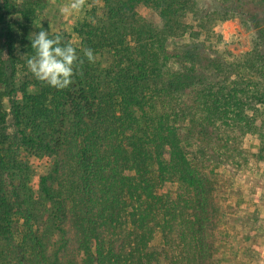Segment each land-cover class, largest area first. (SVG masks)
<instances>
[{"label":"trees","instance_id":"16d2710c","mask_svg":"<svg viewBox=\"0 0 264 264\" xmlns=\"http://www.w3.org/2000/svg\"><path fill=\"white\" fill-rule=\"evenodd\" d=\"M138 3L156 11L162 33L137 31ZM13 9L0 0V264H210L215 254L250 264L254 251L228 246L233 236L210 190L224 181L221 166H239L244 132L264 143V0H117L93 21L100 26L74 29L78 52L91 48L108 64L85 60L64 90L28 71L32 39L15 53L13 18L31 22L35 12ZM239 14L256 29L257 49L230 61L200 33ZM20 70L27 87L18 86ZM43 156L54 169L40 180L51 205L41 227L21 203L16 175ZM247 215L246 240L262 223ZM155 236L161 247L151 250Z\"/></svg>","mask_w":264,"mask_h":264},{"label":"rangeland","instance_id":"374dc122","mask_svg":"<svg viewBox=\"0 0 264 264\" xmlns=\"http://www.w3.org/2000/svg\"><path fill=\"white\" fill-rule=\"evenodd\" d=\"M10 1L14 5L13 10L15 13H18L21 8L29 7L35 12V17L31 22L24 21L21 17L13 18V21L20 24L14 32V50L16 54H20L24 43L33 39V33H38L41 29L48 31L49 35L54 37L61 35L64 42L68 41L74 47H78L80 37L75 34L74 29H79L85 24L93 27L100 26L97 23L93 25V21L101 20L103 8L115 9L117 5V0H112L107 7L104 0H84V8L80 13L65 14L63 8L65 5L70 4L71 0ZM207 1L198 0L200 5ZM122 6L120 5V7ZM245 9H248V7ZM134 13H136L137 18L134 26L138 27V32L149 27L155 31L163 32L164 21L160 19L156 11L151 7L138 3L134 6ZM262 26L264 27V24ZM209 27L208 31L205 32L206 34L204 32L200 33V41L205 42L207 46L230 61L238 60L248 53L255 52L257 49L256 29L250 26L240 14L223 21H214ZM29 29L31 30L29 31ZM194 29L196 28L194 27ZM26 31L29 32L27 33ZM198 31L200 32V30ZM190 39L189 35H185L181 43L187 44ZM138 40H140L139 35ZM173 47L174 40L172 37L165 36L162 41V48L166 51H171ZM106 61L105 56L96 55L95 63L102 64ZM106 64L108 63L103 64V66ZM20 72L17 75L18 86L22 84L27 87L29 72L24 70H20ZM26 90L30 92V89ZM4 107H7L6 104H4ZM262 146L264 147V143L263 145L260 143L258 135L252 132H244L241 138V148L244 152V157L238 158L239 166L232 168L230 171H225L226 166H221L217 173L224 177V181L221 184L212 185V190H210L211 199L218 208H221L218 216H220L221 222L227 223L226 230L229 235L233 236V239L230 237L228 246L233 251L240 249V247L243 250L250 249L254 251V260L250 264H264V228H262V225H264V160L257 158ZM20 161L21 163H26L25 154L21 156ZM50 163H52V159L46 156L35 158L32 168H26L23 164H20V171L16 175V187L22 200L21 203L32 214L41 216L42 220L39 222L41 227L44 224L46 225L51 205L42 197L40 180L43 176H48L52 173L54 167L50 166ZM166 190L171 191L174 195L176 185H172V187L167 185L164 191ZM253 212L262 223L258 222L255 225V230L249 234L250 239L246 240L241 233L240 223L245 220V215ZM221 226L222 223L219 225V230ZM47 229L45 228V230ZM220 231L223 232L224 230ZM69 232L68 237H71V235L73 237L70 227ZM221 237L223 239L224 235ZM67 246L69 248L70 243ZM160 247V237L155 236L149 244V248L156 250ZM235 253L233 254L234 258L236 257ZM214 257L210 264H215V262H219L218 264H234L231 258L225 261L221 255L215 254ZM245 261L247 260L245 259Z\"/></svg>","mask_w":264,"mask_h":264},{"label":"clouds","instance_id":"9594fccd","mask_svg":"<svg viewBox=\"0 0 264 264\" xmlns=\"http://www.w3.org/2000/svg\"><path fill=\"white\" fill-rule=\"evenodd\" d=\"M84 8V0H71L64 6L65 14L80 13ZM31 48L34 54L27 56L26 66L33 77L56 90H64L73 83V78L85 60L95 63V53L91 48H77L63 42L61 35L49 36V32L41 29L33 33Z\"/></svg>","mask_w":264,"mask_h":264}]
</instances>
